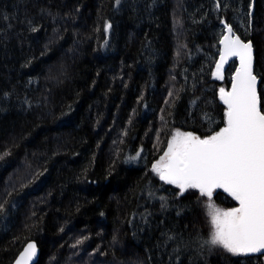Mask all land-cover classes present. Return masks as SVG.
I'll use <instances>...</instances> for the list:
<instances>
[{"label":"trees","instance_id":"1","mask_svg":"<svg viewBox=\"0 0 264 264\" xmlns=\"http://www.w3.org/2000/svg\"><path fill=\"white\" fill-rule=\"evenodd\" d=\"M251 2L0 0V264L30 240L36 264H264L205 243L208 203L231 196L181 195L152 171L173 132L224 126L221 21L252 43L264 110V0L249 17Z\"/></svg>","mask_w":264,"mask_h":264},{"label":"snow or ice","instance_id":"2","mask_svg":"<svg viewBox=\"0 0 264 264\" xmlns=\"http://www.w3.org/2000/svg\"><path fill=\"white\" fill-rule=\"evenodd\" d=\"M115 3L119 5L121 0ZM216 7L220 9L219 2ZM251 14L250 7L249 17ZM221 23L229 35L220 40L223 49L217 72L228 57H237L240 65L231 91L220 89L226 106L224 126L205 137L177 130L152 171L161 181L175 185L181 195L194 189L211 201L213 190L223 189L238 207L219 209L208 203L213 230L205 243L234 256L264 255V110L259 107L253 48L250 41L244 42L234 33L231 25ZM36 255V246L29 243L16 264H28Z\"/></svg>","mask_w":264,"mask_h":264},{"label":"water","instance_id":"3","mask_svg":"<svg viewBox=\"0 0 264 264\" xmlns=\"http://www.w3.org/2000/svg\"><path fill=\"white\" fill-rule=\"evenodd\" d=\"M253 5H254V0H252L251 2V13H253ZM234 30V29H233ZM235 33V32H234ZM236 34V33H235ZM225 35H229L227 33V30L224 29V32L222 34V36L220 37V40L222 39L223 36ZM237 35V34H236ZM238 36V35H237ZM240 38V37H239ZM241 39V38H240ZM220 40H219V55H218V58H217V61H216V64H215V69H216V74L220 75V74H223V71L232 63V62H235V69H234V72L232 74V77H231V82H230V88L228 91H231V88H232V84H233V76L235 74V72L237 71V69L239 68V59L237 57H228L226 62L223 64V66L220 68L219 72H217V64L220 62V52L222 51L223 49V45L220 43ZM242 40V39H241ZM244 41V40H242ZM244 42H249V41H244ZM252 44V43H251ZM253 48V46H252ZM253 57H254V50H253ZM258 84H259V79H258V83H257V92H258ZM226 91V92H228ZM259 97V95H258ZM260 101V100H259ZM223 102V101H222ZM226 107V106H225ZM259 107H260V103H259ZM217 189H214L213 190V193L216 191ZM223 190V189H222ZM29 243H33L35 246H36V249H37V255L35 257H33L32 261L28 262V264H36L38 259H39V255H40V249L37 245V243L34 241V240H30L28 241L24 246L23 248L20 250V252L17 254V256L15 257V259L12 261L11 264H16L17 262V259L20 257L21 253L25 250V248L27 247V245ZM256 254V253H254Z\"/></svg>","mask_w":264,"mask_h":264},{"label":"rangeland","instance_id":"4","mask_svg":"<svg viewBox=\"0 0 264 264\" xmlns=\"http://www.w3.org/2000/svg\"><path fill=\"white\" fill-rule=\"evenodd\" d=\"M223 30H224V27H223ZM214 74H215V75H214L215 78H217L218 80H221L220 77H222V74H220V75L216 74V69H215ZM222 88L225 89L224 87H222ZM220 89H221V88H220ZM225 91H227V90L225 89ZM176 132H177V131L173 132L172 135H171V137H172ZM179 133H183V132H179ZM171 137H170V138H171ZM162 156H163V155H162ZM159 159H160V158H159ZM159 159L157 160V162L159 161ZM157 162H156V163H157ZM217 190H222V189H217ZM217 190H216V191H217ZM216 191H215V192H216ZM215 192H214V193H215ZM214 193H213V194H214ZM237 207H238V206H237ZM219 209H221V208H219Z\"/></svg>","mask_w":264,"mask_h":264},{"label":"bare ground","instance_id":"5","mask_svg":"<svg viewBox=\"0 0 264 264\" xmlns=\"http://www.w3.org/2000/svg\"><path fill=\"white\" fill-rule=\"evenodd\" d=\"M36 242V241H35Z\"/></svg>","mask_w":264,"mask_h":264}]
</instances>
